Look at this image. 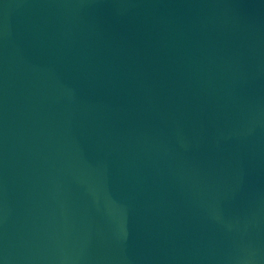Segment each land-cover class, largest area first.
I'll list each match as a JSON object with an SVG mask.
<instances>
[{"label":"water","instance_id":"water-1","mask_svg":"<svg viewBox=\"0 0 264 264\" xmlns=\"http://www.w3.org/2000/svg\"><path fill=\"white\" fill-rule=\"evenodd\" d=\"M0 264H264V0H0Z\"/></svg>","mask_w":264,"mask_h":264}]
</instances>
